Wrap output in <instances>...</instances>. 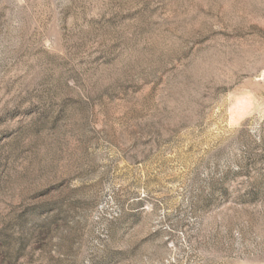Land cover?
<instances>
[{"label": "rangeland", "instance_id": "obj_1", "mask_svg": "<svg viewBox=\"0 0 264 264\" xmlns=\"http://www.w3.org/2000/svg\"><path fill=\"white\" fill-rule=\"evenodd\" d=\"M0 264H264V0H0Z\"/></svg>", "mask_w": 264, "mask_h": 264}]
</instances>
